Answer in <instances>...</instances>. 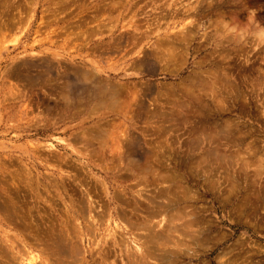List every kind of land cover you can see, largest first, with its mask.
<instances>
[{
    "label": "rangeland",
    "instance_id": "374dc122",
    "mask_svg": "<svg viewBox=\"0 0 264 264\" xmlns=\"http://www.w3.org/2000/svg\"><path fill=\"white\" fill-rule=\"evenodd\" d=\"M263 153L264 0H0V264H128L108 209L164 264H264Z\"/></svg>",
    "mask_w": 264,
    "mask_h": 264
},
{
    "label": "bare ground",
    "instance_id": "6f19581e",
    "mask_svg": "<svg viewBox=\"0 0 264 264\" xmlns=\"http://www.w3.org/2000/svg\"><path fill=\"white\" fill-rule=\"evenodd\" d=\"M122 2V1H121ZM112 8V7H111ZM178 10V9H177ZM107 11V10H106ZM116 11H117V9H116ZM102 15V14H101ZM103 17V16H102ZM221 25H223V24H221ZM131 26V25H130ZM134 26V25H133ZM111 29V28H110ZM184 29V28H183ZM228 29V28H227ZM234 30V29H233ZM185 31V30H184ZM262 31V30H261ZM219 32V31H218ZM263 32V31H262ZM261 32V33H262ZM124 33V32H123ZM128 33V32H127ZM193 33V32H192ZM171 34V33H170ZM223 34V33H222ZM222 34H220V35H222ZM227 34V33H226ZM229 34V33H228ZM258 34V33H257ZM175 35V34H174ZM178 35V34H177ZM188 35V34H187ZM187 35H185V36H187ZM216 35V34H215ZM225 35V34H224ZM184 36V35H183ZM232 36V35H231ZM192 37V36H191ZM215 37H217V36H215ZM220 37V36H219ZM229 37V36H228ZM227 37V38H228ZM130 38V37H129ZM143 38V37H142ZM147 38V37H146ZM175 38V37H174ZM189 38V37H188ZM187 38V39H188ZM231 38V37H230ZM261 39V38H260ZM263 39V38H262ZM128 40H130V39H128ZM173 40V39H172ZM177 40V39H176ZM185 40V39H184ZM183 40V41H184ZM238 40V39H237ZM144 41V40H143ZM182 41V42H183ZM224 42V41H223ZM123 43V42H122ZM163 43V42H162ZM175 42H173V44H174ZM229 43V42H228ZM113 44V43H112ZM237 44V43H236ZM125 45H126V43H125ZM156 45V44H155ZM179 46V45H178ZM114 47V46H113ZM164 47V46H163ZM160 48H161V46H160ZM172 48V47H171ZM176 48V47H175ZM169 49V48H168ZM132 50V49H131ZM170 50V49H169ZM173 50V49H172ZM159 51H161V50H159ZM162 52H163V50H162ZM152 53V52H151ZM161 54V53H160ZM165 54V53H164ZM172 54V53H171ZM59 55V54H58ZM145 55V54H144ZM147 55V54H146ZM156 55V54H155ZM154 56V55H153ZM149 57H150V54H149ZM143 58V57H142ZM178 58V57H177ZM147 59V58H146ZM60 60V59H59ZM141 60V59H140ZM140 60H139V62H140ZM164 60V59H163ZM143 61V60H142ZM145 61V60H144ZM143 61V62H144ZM134 62H136V61H134ZM142 62V63H143ZM148 62H149V60H148ZM172 62V61H171ZM137 64V63H136ZM167 64V63H166ZM80 65V64H79ZM139 65V64H138ZM142 65V64H141ZM141 65H139V69H141L142 67H140ZM150 66V65H149ZM137 67V66H136ZM94 68V67H93ZM145 68V67H144ZM98 69V68H97ZM137 69V68H136ZM164 69V68H163ZM80 70H82L81 68L79 69V71ZM142 70H144V69H141V71ZM174 70V69H173ZM67 71H69V70H67ZM83 71V70H82ZM96 71V70H95ZM95 71H94V73H95ZM98 71H99V69H98ZM97 71V72H98ZM69 72H71V71H69ZM97 72H96V74H92V76L94 77V75H95V79H97L96 78V76H97ZM72 73V72H71ZM82 73V76L84 75V74H87L86 76L88 77V76H90V75H88V74H90V72L89 73H87V72H81ZM91 73H93V71L91 70ZM216 73V72H215ZM80 74V73H79ZM81 75V74H80ZM215 75V74H214ZM76 77H77V74L75 75ZM81 76V77H82ZM92 76H90V77H88L89 78V82H91L90 80L93 78ZM81 77H79V78H81ZM87 77H85V75L83 76V78H84V80L82 79L81 81H82V83H83V81H85L86 79H88ZM99 77H101V76H99L98 75V79L99 80H97V82H96V84H98V81L100 82L99 84H101V82H102V86L104 85L107 89H109L111 86H113V87H116V85L118 86V88H119V86H120V84H115L116 82H112L114 85H107L108 83H105L104 82V84H103V81H102V79H100ZM86 78V79H85ZM91 78V79H90ZM77 79V78H76ZM112 79V78H111ZM110 78H109V81L111 80ZM69 80V79H68ZM80 80V79H79ZM79 80H77V81H79ZM93 80V79H92ZM101 80V81H100ZM106 80V79H105ZM49 81V80H48ZM80 81V82H81ZM86 81H88V80H86ZM86 81H85V84H86ZM108 81V80H107ZM114 81V80H113ZM116 81V80H115ZM203 81V80H202ZM228 81V80H227ZM75 82V81H74ZM95 82L93 81L92 82V84L90 83V85L89 86H92V89H94L96 86H97V88H95L96 90L99 88L100 89V87L98 86V85H96L95 84ZM138 82V81H137ZM140 82V81H139ZM67 83H69V81H67ZM71 83V82H70ZM94 83V84H93ZM111 83V84H112ZM81 84V83H80ZM87 84H89L88 82H87ZM125 84V83H124ZM129 84V83H128ZM196 84V83H195ZM69 85V84H68ZM72 85V84H71ZM96 85V86H95ZM122 85V84H121ZM211 85V84H210ZM64 86V85H63ZM60 87V88H64V87ZM65 86H66V84H65ZM70 86V85H69ZM93 86H95V87H93ZM101 86V91H99V89H98V91L97 92H103L104 94H102L103 96H104V98H108V95L110 96V92H111V89H109L110 90V92H109V94L105 97V92H107L108 90L106 89V91H102V89H103V87ZM122 86H124V85H122ZM127 86V85H126ZM208 86V85H207ZM71 87V86H70ZM70 87H68V88H70ZM140 87V86H139ZM188 87V86H187ZM197 87V86H196ZM67 88V90L66 91H68L69 89ZM72 88V87H71ZM91 88V87H90ZM118 88L116 89V88H112V91L113 92H115V94L113 95L112 94V92H111V96L113 95L114 97H115V95L117 96V94H118V96H120L121 94L119 93L120 91H118ZM125 88V87H124ZM207 88V87H206ZM82 89H83V87H82ZM81 89V90H82ZM84 89H86V88H84ZM121 89V88H120ZM126 89V88H125ZM131 89V88H130ZM193 89V88H192ZM208 89H210V88H208ZM63 90V89H62ZM80 90V89H79ZM78 90V92H79V94H80V91ZM115 90H117V94H116V91ZM133 90V89H132ZM131 90V91H132ZM200 90H202V89H200ZM205 90V89H204ZM64 91V90H63ZM89 91H90V94H87V95H90V97L91 96H93L94 97V99L97 97L96 95H98V98H99V96L101 97V93L100 94H98L95 90H94V93H97V94H93V91L90 89V90H88V93H89ZM121 91H122V89H121ZM130 91V90H129ZM191 91V90H190ZM65 92V91H64ZM68 92H70V90L68 91ZM72 92V91H71ZM84 92V91H83ZM83 92H82V94H83ZM86 92H87V90H86ZM91 92H92V94H91ZM123 92V91H122ZM125 92H126V90H125ZM135 92V91H134ZM210 92V91H209ZM214 92V91H213ZM62 93L63 92H61L60 93V95L62 96ZM66 93L67 92H65L64 93V95H65V97L64 98H68V97H70L69 95H68V93H67V95H66ZM123 94V93H122ZM144 94V93H143ZM166 94V93H165ZM194 94V93H193ZM207 93L205 92V95H206ZM73 95V94H72ZM201 95H203V94H201ZM82 96V95H81ZM111 96H110V98H106V99H104V98H99V100H101L100 101V103L98 102V99H97V101L96 100H94V102H98L99 103V105H98V103H97V106H96V103H94L95 104V107L94 108H97V107H101L102 109H103V105L101 106L100 104H102L101 102H105V105H106V103H107V101H108V105H106V106H108V107H106V106H104V108H108V109H110L111 107H116L115 106V99H117L116 100V103L120 100L121 101V99L122 98H120V99H118L119 97L117 96V98H114L113 96H112V98L114 99H112L111 98ZM124 96V95H123ZM123 96H120V97H123ZM134 96V95H133ZM168 96V95H167ZM204 96V95H203ZM52 97V96H51ZM58 97H59V95H58ZM72 97V96H71ZM74 97V96H73ZM79 97V96H78ZM125 97V96H124ZM177 97V96H176ZM215 97V96H214ZM61 98V100H62V98L63 97H60ZM87 98V97H86ZM132 99H133V97H131ZM135 98V97H134ZM166 98V97H165ZM66 99H63L64 101L66 100ZM69 99V98H68ZM67 99V100H68ZM78 99H80V98H78ZM77 99V100H78ZM81 99H83V96H82V98ZM80 99V100H81ZM91 99V98H90ZM93 99V98H92ZM91 99V100H92ZM103 99L105 100V101H103ZM109 99H112V102H113V104L112 103H110L111 101H109ZM128 99V98H127ZM219 99V98H218ZM62 100V101H63ZM70 100H71V98H70ZM73 101H74V98L72 99ZM87 100H89V98H87ZM86 100V101H87ZM134 100V99H133ZM158 100V99H157ZM165 100V99H164ZM192 100H193V98H192ZM199 100V99H198ZM198 100H196V101H198ZM220 100V99H219ZM49 101V100H48ZM61 101V102H62ZM72 101V102H73ZM76 101V100H75ZM74 101V102H75ZM81 101H83V100H81ZM90 101V100H89ZM183 101V100H182ZM60 102V103H61ZM66 103V106L67 105H69V106H73V103L71 104V102H68V101H65ZM84 103H85V101H83ZM83 102H81V103H78L77 102V104H82ZM91 102V101H90ZM90 102H89V104H90ZM127 102V101H126ZM126 102H125V104H126ZM130 102V101H129ZM128 102V103H129ZM168 102V101H167ZM190 102V101H189ZM205 102V101H204ZM67 103H70V104H67ZM127 103V104H128ZM131 103H133V102H131ZM165 103V102H164ZM183 103V102H182ZM196 103V102H195ZM224 103V102H223ZM110 104H112L113 106H111ZM118 104V103H117ZM135 104V103H134ZM140 104V103H139ZM168 104V103H167ZM201 104V103H200ZM205 104V103H204ZM203 104V105H204ZM64 105V104H63ZM123 105V104H122ZM136 105V104H135ZM134 105V106H135ZM138 105V104H137ZM147 105V104H146ZM160 105V104H159ZM180 105V104H179ZM187 105V104H186ZM49 106V105H48ZM61 106V105H60ZM68 106V107H69ZM82 106H83V104H82ZM80 107V108H84V107ZM93 106V105H92ZM111 106V107H110ZM133 106V107H134ZM140 106V105H139ZM156 106H158V105H156ZM174 106V105H173ZM180 106H182V105H180ZM183 106H184V103H183ZM182 106V107H183ZM49 107H51V106H49ZM49 107H48V109H49ZM63 107V106H62ZM110 107V108H109ZM113 107V108H114ZM123 106H121V107H119V108H122ZM128 107H129V105H128ZM151 107V106H150ZM181 107V108H182ZM203 107V106H202ZM202 107H199V108H202ZM60 108V107H59ZM69 108H73V107H69ZM69 108H67V109H69ZM91 108V107H90ZM94 108H91L92 110H94ZM113 108H111V109H113ZM138 108V107H137ZM142 108V107H141ZM146 108V107H145ZM155 108H157V107H155ZM54 109V108H53ZM62 109V108H61ZM111 109H110V112L109 113H111ZM116 109H117V107L116 108H114V110L116 111ZM158 109H159V107H158ZM185 109V108H184ZM58 110V109H57ZM63 110H66V108H64L63 107ZM79 110V109H78ZM95 110H97V109H95ZM104 110V109H103ZM113 110V111H114ZM160 110V109H159ZM114 111V112H115ZM122 111V110H121ZM171 111V110H170ZM173 111V110H172ZM171 111V112H172ZM191 111V110H190ZM61 112V111H60ZM74 112V111H73ZM72 112V113H73ZM189 112V111H188ZM197 112V111H196ZM80 113V112H79ZM89 113H91V112H89ZM99 113V112H98ZM104 113H105V111H104ZM108 113V114H109ZM153 114V113H152ZM203 114V113H202ZM92 115V114H91ZM90 115V116H91ZM104 115V114H103ZM107 115V114H106ZM168 115H169V113H168ZM171 115V114H170ZM60 116V115H59ZM105 117V116H104ZM130 117V116H129ZM63 118V117H62ZM77 118V117H76ZM113 118V117H112ZM127 118V117H126ZM149 118V117H148ZM69 119V118H68ZM150 119V118H149ZM171 119V118H170ZM176 119V118H175ZM168 120V119H167ZM179 120V119H178ZM184 120V119H183ZM194 120V119H193ZM67 121V120H66ZM98 122V121H97ZM183 122V121H182ZM185 122V121H184ZM53 123V122H52ZM189 123V122H188ZM57 125V124H56ZM171 125V124H170ZM176 125V124H175ZM148 126V125H147ZM153 127V126H152ZM151 127V128H152ZM168 127V126H167ZM150 128V127H149ZM226 128V127H225ZM225 128H223V129H225ZM156 129V128H155ZM89 130V129H88ZM149 130V129H148ZM151 130V129H150ZM227 130H228V127H227ZM175 131V130H174ZM191 131V130H190ZM193 131V130H192ZM210 131V130H209ZM229 131V130H228ZM189 132V131H188ZM201 132V131H200ZM225 132V131H224ZM78 133V132H77ZM76 133V134H77ZM83 133V132H82ZM96 133V132H95ZM94 133V134H95ZM100 133V132H99ZM195 133V132H194ZM80 134V133H79ZM214 134V133H213ZM96 135H97V133H96ZM100 134H98V136H99ZM196 135V133L194 134V136ZM85 136V138H87L86 136H89V135H84ZM102 136V135H101ZM130 136V135H129ZM193 136V135H192ZM206 136H207V134H206ZM95 137V136H94ZM97 137V136H96ZM100 137V136H99ZM126 137H127V135H126ZM214 137V136H213ZM84 138V139H85ZM102 138V137H101ZM161 138V137H160ZM210 138V137H209ZM79 139V138H78ZM83 139V138H82ZM91 139H93V135H92V138ZM159 139V138H158ZM94 140H96V138H94ZM99 140V139H98ZM109 140V139H108ZM107 140V141H108ZM126 140H127V138H126ZM125 140V141H126ZM164 140V139H163ZM207 140H208V138H207ZM210 140V139H209ZM85 141H88V140H85ZM102 141V140H101ZM106 141V140H105ZM130 141V140H129ZM162 141V140H161ZM160 141V142H161ZM63 142V141H62ZM90 142V141H89ZM93 142V140L91 141V143ZM137 142V141H136ZM100 143V142H99ZM103 143V142H102ZM105 143H107V142H105ZM142 143V142H141ZM87 144V143H86ZM101 144V143H100ZM102 145V144H101ZM51 146H53V145H51ZM104 146V145H103ZM106 146V145H105ZM104 146V147H105ZM131 146V145H130ZM211 146V145H210ZM87 147V146H86ZM139 147V146H138ZM166 147V146H165ZM53 148V147H52ZM88 148V147H87ZM86 148V149H87ZM121 148V147H120ZM164 148V147H163ZM191 149V148H190ZM216 149V148H215ZM107 150V149H106ZM132 150V149H131ZM212 150V149H211ZM217 150V149H216ZM86 151V150H85ZM215 151V150H214ZM56 152V151H55ZM96 152V151H95ZM212 152H213V150H212ZM217 151H215V153H216ZM221 152V151H220ZM127 153V152H126ZM211 152H209V154H210ZM212 154V153H211ZM264 154V153H263ZM89 155V154H88ZM159 155V154H158ZM169 155V154H168ZM80 156V155H79ZM152 156V155H151ZM156 156V155H155ZM244 156V155H243ZM57 157V156H56ZM59 157V156H58ZM94 157H96V156H94ZM217 157V156H216ZM219 157H221V156H219ZM157 158V157H156ZM221 158H223V154H222V157ZM132 159V158H131ZM138 159V158H137ZM137 159H136V161H137ZM145 159V158H144ZM220 160V159H219ZM223 160V159H222ZM229 160V159H228ZM238 160V159H237ZM240 160V159H239ZM139 161V160H138ZM143 161H146V160H143ZM142 161V162H143ZM159 161V160H158ZM241 162V161H240ZM259 162V161H258ZM147 163V162H146ZM158 163V162H157ZM162 163V162H161ZM161 163H159V164H161ZM253 163H254V161H253ZM260 163V162H259ZM151 164H152V162H151ZM234 164V163H233ZM243 164H245V163H243ZM256 164H258V163H256ZM261 164V163H260ZM255 165V164H254ZM262 166V165H261ZM250 167V166H249ZM248 167V168H249ZM254 167V166H253ZM139 168V167H138ZM152 168V167H151ZM155 168V167H154ZM252 168V167H251ZM143 169V168H142ZM141 169V170H142ZM144 169H146V168H144ZM157 169V168H156ZM128 170V169H127ZM140 170V171H141ZM154 170V169H153ZM139 171V172H140ZM145 171V170H144ZM146 171H148V170H146ZM152 171V170H151ZM159 171V170H158ZM261 171V170H260ZM153 172H155V171H153ZM254 172V171H253ZM158 173V172H157ZM261 173V172H260ZM132 174V173H131ZM156 174V173H155ZM160 174V173H159ZM164 174V173H163ZM166 175V174H165ZM156 176H157V174H156ZM168 176V175H167ZM148 177H150V176H148ZM164 177H166V176H164ZM163 176L161 177V178H164ZM160 178V179H161ZM153 179V178H152ZM155 179V178H154ZM167 179V178H166ZM142 180V179H141ZM144 180V179H143ZM162 180V179H161ZM153 181V180H152ZM160 181V180H159ZM171 181H173V180H171ZM140 182H142V181H140ZM156 182V181H155ZM163 182V181H162ZM168 182V181H167ZM143 183V182H142ZM145 183V182H144ZM171 183V182H170ZM255 184V183H254ZM166 185V184H165ZM171 185V184H170ZM178 186V185H177ZM144 187V186H143ZM166 187V186H165ZM135 188H138V187H135ZM162 188V187H161ZM163 188H164V186H163ZM122 189V188H121ZM139 189V188H138ZM172 189V188H171ZM165 190V189H164ZM123 191V190H122ZM168 191V190H167ZM116 192H117V190H116ZM134 192V191H133ZM170 192H171V190H170ZM188 192V191H187ZM128 194H129V192H127ZM135 193V192H134ZM133 193V194H134ZM173 193V192H172ZM172 193H170V194H172ZM88 194V198H89V193H87ZM120 194V193H119ZM119 194H118V196H119ZM136 194V196L134 197V198H136L137 196L141 199L143 196H142V192L140 193V192H136L135 193ZM263 194V193H262ZM132 194H130V196H131ZM159 195V194H158ZM125 196V195H124ZM170 196V195H169ZM161 197V196H160ZM159 197V198H160ZM91 198V197H90ZM119 198H120V196H119ZM147 198V197H146ZM164 197H162V199H163ZM84 199V198H83ZM121 199V198H120ZM137 199V198H136ZM149 199V198H148ZM152 199V198H151ZM158 199V198H157ZM123 200V199H122ZM153 200H155V199H153ZM175 200V199H174ZM181 200V199H180ZM121 201V200H120ZM137 200H135L134 199V202H136ZM161 201H163V200H161ZM164 201H166V199L164 200ZM177 201V200H176ZM122 202V201H121ZM126 202V201H125ZM167 202V201H166ZM151 203H152V201H151ZM157 203V202H156ZM160 203V202H159ZM162 203H164V202H162ZM168 203V202H167ZM166 203V204H167ZM137 204V203H136ZM158 204V203H157ZM165 204V203H164ZM164 204H162V205H164ZM92 205V204H91ZM125 205V204H124ZM161 205V204H160ZM169 205H170V202H169ZM174 205V204H173ZM131 206V205H130ZM86 207V206H85ZM84 207V208H85ZM89 207H90V202H89ZM88 207V208H89ZM127 207V206H126ZM152 207V206H151ZM163 207V206H162ZM79 208V207H78ZM87 208V209H88ZM94 208V207H93ZM92 208V209H93ZM132 208H134L133 206H132ZM138 208V207H137ZM159 208H160V206H159ZM164 208V207H163ZM169 206H168V210H169ZM91 209V208H90ZM91 209V210H92ZM119 209V208H118ZM122 209V208H121ZM134 209H136V208H134ZM150 209V208H149ZM167 209V208H166ZM174 209V208H173ZM164 210H165V208H164ZM163 210V211H164ZM167 210V211H168ZM119 211V210H118ZM112 212V211H109V209H108V212H107V214H106V216H107V220L106 221H109V222H114L115 223V225H116V227L118 228V229H121L122 231H123V238H122V240H121V242H117L116 240H115V238H114V236H112L114 239L113 240H111L110 242L114 245V247L115 246H117L119 249V251L120 252H122L121 253V255L122 254H124L125 256H126V254H127V259H128V264H151L149 261H151L152 260V262L154 261L155 263H159V264H164V262H165V260L167 259V257H169V256H167L166 257V252H164L162 255H157L156 254V252L157 251H161V250H164V248H167L166 247V243H170L171 244V242L166 238V237H164L165 236V232L162 234V232L161 233H159V231L160 230H158V232H157V227L156 226H149V225H143V226H132V225H130V223H125L124 224V219H126V218H124L121 214H123L122 212H121V210H120V212H121V214L119 213V212ZM159 211V210H158ZM166 211V210H165ZM170 211V210H169ZM85 212V211H84ZM92 212H93V210H92ZM94 212H95V210H94ZM152 212V211H151ZM176 212V211H175ZM96 214H94L93 215V217H92V220L94 221V223L96 222V225H98V223L99 222H104L103 220H104V218L103 219H99V217H96V215L98 214V216L100 215L99 213H97V212H95ZM167 213V212H166ZM171 213V212H170ZM8 214V213H7ZM91 214V213H90ZM167 214H169V213H167ZM177 214V213H176ZM9 215V214H8ZM155 215H156V213H155ZM160 215V214H159ZM170 215V214H169ZM173 215V214H172ZM171 215V216H172ZM91 216V215H90ZM101 216V215H100ZM105 216V217H106ZM125 216V215H124ZM170 216V217H171ZM175 215H173V217H174ZM179 216V215H178ZM189 216V215H188ZM126 217V216H125ZM150 217V216H149ZM173 217H171L172 219H173ZM180 217H181V215L179 216V219H180ZM185 217H187V215H185L184 216V219H186ZM101 218H102V216H101ZM124 218V219H123ZM175 218H177V215H176V217H174V219ZM183 218V217H182ZM182 218H181V220H182ZM178 219V220H179ZM149 220H151V219H149ZM171 221V222H169L168 224H170V223H172V220L171 219H168V221ZM16 221V220H15ZM124 221V222H123ZM175 221V220H174ZM173 221V222H174ZM132 222V221H131ZM163 222V221H162ZM165 222H167V221H165ZM12 223V222H11ZM100 223V224H101ZM172 224H174V223H172ZM95 225V224H94ZM140 225V224H139ZM155 225V224H154ZM171 225V224H170ZM175 225V224H174ZM190 225V224H189ZM169 226V225H168ZM172 226V225H171ZM165 227V226H164ZM185 227H187V226H185ZM163 228V227H162ZM174 228H176V226H174ZM173 227L172 228H169V231L168 232H170L172 229H174ZM181 228H182V226H181ZM176 229H178V228H176ZM185 229H189V228H185ZM163 231H165V230H163ZM177 232H179L178 230H176ZM184 231V230H183ZM182 232V231H181ZM188 232V231H187ZM68 233V232H67ZM176 233V232H175ZM185 233H186V231H185ZM178 234V233H177ZM180 235V234H179ZM183 235V234H182ZM66 236V235H65ZM64 236V237H65ZM68 236V235H67ZM111 236V233H110V235L109 236H107L108 238ZM56 237V236H55ZM167 237H169V236H167ZM71 238V237H70ZM165 238V239H164ZM117 239V238H116ZM194 239V238H193ZM71 240V239H70ZM166 240H168V241H166ZM179 240V239H178ZM108 241H109V239H108ZM62 242H64V241H62ZM100 243V241L98 242V244ZM63 244V243H62ZM79 244V243H78ZM97 244V245H98ZM64 245V244H63ZM71 245V244H70ZM167 246H169V245H167ZM173 246V245H172ZM175 246H176V243H175ZM65 247V246H64ZM77 247V246H76ZM116 247V248H117ZM170 247V246H169ZM168 247V248H169ZM174 247V246H173ZM71 248V247H70ZM74 248V247H73ZM168 248H167V250H168ZM79 249V248H78ZM121 249V250H120ZM74 250V249H73ZM72 250V251H73ZM176 250V249H175ZM77 251V250H76ZM123 251H125L126 252V254H125V252L123 253ZM166 251V250H165ZM74 252V251H73ZM120 252H118V253H120ZM176 252V251H175ZM174 252V253H175ZM75 253V252H74ZM73 254V253H72ZM107 255V254H106ZM73 256V255H72ZM74 256H75V254H74ZM73 256V257H74ZM69 257H70V255H69ZM68 258V257H67ZM75 258H77V256L75 257ZM72 260H73V258H72ZM78 260V259H77ZM37 261V258H35V257H33L31 260H30V262H29V264H36L35 262ZM76 261V260H75ZM63 262V261H62ZM72 262H74V261H72ZM157 263V264H158ZM74 264V263H73ZM75 264H77V263H75ZM113 264V263H112Z\"/></svg>",
    "mask_w": 264,
    "mask_h": 264
}]
</instances>
